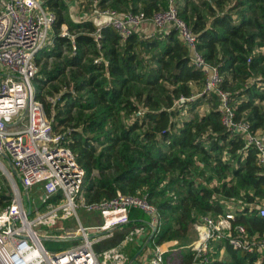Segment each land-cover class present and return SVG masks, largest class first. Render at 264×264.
Masks as SVG:
<instances>
[{
    "label": "trees",
    "instance_id": "16d2710c",
    "mask_svg": "<svg viewBox=\"0 0 264 264\" xmlns=\"http://www.w3.org/2000/svg\"><path fill=\"white\" fill-rule=\"evenodd\" d=\"M94 1L87 0L90 7L124 5L127 9L118 11H143L148 16L167 3ZM45 4L54 12L55 21L51 46L43 47L39 55L61 58L62 46L70 47V39L59 35L62 24L69 28L62 14L65 4L60 0ZM177 4L179 15L196 36V50L221 73V87L230 92L236 118L248 121L253 132L264 129V79L251 80L253 72L264 73V0H177ZM69 26L75 31V52L64 59L63 66L39 70L33 82L40 89L66 67H82L87 75H70V89L54 104L57 110L52 119L53 131L65 134L66 145L84 169L86 200L109 199L117 190L146 195L158 214L149 243L183 247L179 264H195L186 245L195 238L197 218L224 213L230 203L241 207L234 223L245 227L248 238L264 234V216L256 208L264 200V166L257 161L256 149L245 147L242 135L230 134L222 124L218 98L202 91L206 74L192 64L191 49L179 34L164 28L151 34L133 32L121 39L110 26H101L96 39L95 20ZM37 56L35 64L39 65ZM35 96L44 105L39 91ZM205 104L210 109L198 112L197 107ZM49 107L44 105L48 115ZM73 108L80 116L72 115ZM185 114L189 116L182 117ZM198 155L211 172L205 183L196 180ZM199 173L203 175L202 170ZM10 192L7 179L0 175V208L9 203ZM129 219L110 237L97 241L94 251L120 244L148 216L134 208ZM211 245L208 262L197 264H264V249L246 251L227 240L211 241ZM163 259L165 264L167 252Z\"/></svg>",
    "mask_w": 264,
    "mask_h": 264
},
{
    "label": "built area",
    "instance_id": "2783aa9c",
    "mask_svg": "<svg viewBox=\"0 0 264 264\" xmlns=\"http://www.w3.org/2000/svg\"><path fill=\"white\" fill-rule=\"evenodd\" d=\"M166 1V7L150 16L143 11L96 7L90 19L103 22L93 35L97 39L99 28L110 26L125 39L147 22L156 31L174 29L191 49L192 64L206 74L202 91L212 92L218 98L222 124L230 134L240 133L245 147H254L258 163L264 166V136L251 131L245 119L236 118L230 92L221 87L223 78L217 66L206 62L196 50V36L179 15L177 0ZM45 2L0 0V170L11 191L9 203L0 208V264H128L123 246L144 232L149 235V243L158 223L157 208L146 195L124 194L119 190L113 197L98 202L83 199L84 169L66 145L65 134L53 131L52 118H47L33 86L35 58L48 42L52 43V38L47 39L55 14ZM59 35L70 39L74 53V35L65 24L61 25ZM99 60L101 56L94 62ZM134 208L148 216L142 221L144 224L134 227L120 244L94 251L97 241L128 224ZM240 208L234 203L224 213L197 218L195 238L186 245L195 264L199 260L208 262L211 241L227 240L233 247L246 251L264 249V234L248 238L245 227L234 223ZM256 208L264 216V200ZM80 209L97 215L99 221L93 218V224L81 222ZM47 240L68 247L50 250L45 246ZM151 246L149 264H164L165 247Z\"/></svg>",
    "mask_w": 264,
    "mask_h": 264
},
{
    "label": "rangeland",
    "instance_id": "374dc122",
    "mask_svg": "<svg viewBox=\"0 0 264 264\" xmlns=\"http://www.w3.org/2000/svg\"><path fill=\"white\" fill-rule=\"evenodd\" d=\"M60 1L65 4L64 5L65 7L62 10V14L64 16V21L66 22L67 26L69 27L68 28V30L70 31L69 33L74 35L75 31L70 29V26H69L70 23L78 22V21H80V20H82L84 18L86 20H89L91 18V15L95 11V7L94 6L90 7V5L88 4L87 0H60ZM195 1H197V0H195ZM230 3H231V1H230ZM113 8L117 9V10H121L120 9L121 7L113 6ZM147 24H151V23L147 22ZM51 36H52V33L49 31L47 40L51 39ZM50 44L51 43L48 42L44 47L48 48V47L51 46ZM61 50H62L61 58L42 57L41 55H39L40 53H38L37 58H39V65L36 64V73L39 70H52V68L55 65L60 66V67L63 66L64 59L67 56H71L73 54V50L71 48V45H70V47H67L66 45H63ZM86 57L90 58L91 56L87 55ZM85 61L87 62V60H83V62H85ZM74 73H78L81 77H86L87 76L85 74V71L83 70L82 67L77 68V69L75 67L74 68L66 67L65 68V72L63 74L59 75V77L56 80L48 82L43 87H40V89H38L35 86L36 84L33 82L34 90H35V92L39 91V94L42 97L41 100L43 101L44 105L49 106V104H50L49 115L45 113L47 118H52L53 119V114L57 110L54 107V104L56 102H58L61 93L65 92V90H67V89H70V84H69L70 83V81H69L70 80V75L74 74ZM260 78L264 79V73L261 74L260 72H253V77L251 78L252 81L254 79L258 80ZM249 82H250V80H249ZM81 95L84 96V93H81ZM85 97L86 96H84L83 98H85ZM39 102L42 104L41 101H39ZM44 105H43V108H44ZM209 109H210V104L200 106L197 110H198V112L205 113ZM78 112H79L78 109L73 108L72 115L80 116ZM84 112L86 113L87 111L85 110ZM188 116H189V114L182 115V117H188ZM70 125L73 126L74 125V121H71ZM61 128L62 127H60L59 129H61ZM142 128L143 129L146 128V125H144ZM56 132H60V131H56ZM256 133L259 134V135H263L264 136V129L258 130V131H256ZM200 157L201 156L198 155L195 158L196 159V164L198 166V169L196 170V173H195L196 174V180L198 182L201 181L202 183H205L207 178L209 176H211L210 175L211 172L205 166V164L202 161H200V159H201ZM223 159H226V156H224ZM231 162H234V161H231ZM200 170L203 171V175L202 176L199 173ZM0 175L4 176L6 178L5 174L1 170H0ZM94 175H98V172L94 171ZM210 183H212V185H214V184L217 183V181H216V179H213L212 181H210ZM31 194L33 196H36V193L31 192ZM82 197H83V199L85 201H87L86 200V193H85L84 189H83V192H82ZM259 203H260V201L258 202V204ZM233 204L234 203H230V205H233ZM78 215H79V218H80L81 222H83L85 224H93V223H95V221L92 220L93 218H95V214H93V213H89V212H86V211L80 209L78 211ZM69 221L73 222L75 224V221H74L73 218H70ZM167 245L168 244H164L165 249L167 250V261L168 262H171V261L174 262L175 260L177 261L179 253L182 250H185V249L183 247L176 246V244H174V246L173 245L167 246ZM45 246L48 249H50V250H59V249H63V248H67L68 247V246H66V244H62L61 242L51 241V240L45 241Z\"/></svg>",
    "mask_w": 264,
    "mask_h": 264
},
{
    "label": "crops",
    "instance_id": "0c3cea01",
    "mask_svg": "<svg viewBox=\"0 0 264 264\" xmlns=\"http://www.w3.org/2000/svg\"><path fill=\"white\" fill-rule=\"evenodd\" d=\"M138 6L140 3L137 4ZM122 8H126V6L122 5ZM127 9V8H126ZM82 14V13H81ZM84 16V15H83ZM98 25H100L103 22V19H94ZM99 21V23H98ZM140 31L146 34H151L154 31V28L151 24H143V26L140 28ZM193 89L195 92H198V86L193 85ZM198 95V93H196ZM208 105V104H205ZM198 109V107H197ZM96 221H99V218L97 215H95ZM148 233H142L136 238L133 242L127 243L123 248L125 249L126 254L129 258L128 264H149V259L152 256V246L150 243H148ZM174 246V243H169L167 246ZM163 247L164 244H162ZM167 264H179L178 260L174 262H166Z\"/></svg>",
    "mask_w": 264,
    "mask_h": 264
},
{
    "label": "clouds",
    "instance_id": "9594fccd",
    "mask_svg": "<svg viewBox=\"0 0 264 264\" xmlns=\"http://www.w3.org/2000/svg\"><path fill=\"white\" fill-rule=\"evenodd\" d=\"M105 20L107 21V20H108V18H105ZM98 23H99V21H98Z\"/></svg>",
    "mask_w": 264,
    "mask_h": 264
}]
</instances>
